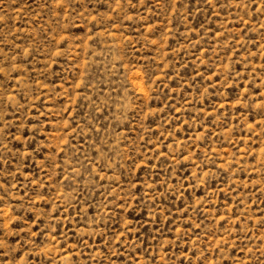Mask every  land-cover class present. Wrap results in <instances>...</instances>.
Returning a JSON list of instances; mask_svg holds the SVG:
<instances>
[{
    "label": "rangeland",
    "instance_id": "1",
    "mask_svg": "<svg viewBox=\"0 0 264 264\" xmlns=\"http://www.w3.org/2000/svg\"><path fill=\"white\" fill-rule=\"evenodd\" d=\"M0 264H264V0H0Z\"/></svg>",
    "mask_w": 264,
    "mask_h": 264
}]
</instances>
